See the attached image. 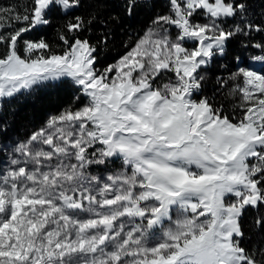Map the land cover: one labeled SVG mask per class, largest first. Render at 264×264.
<instances>
[{
	"label": "snow or ice",
	"instance_id": "snow-or-ice-1",
	"mask_svg": "<svg viewBox=\"0 0 264 264\" xmlns=\"http://www.w3.org/2000/svg\"><path fill=\"white\" fill-rule=\"evenodd\" d=\"M81 7H0V102L63 77L84 101L76 95L82 106L26 140L0 138V264H258L241 221L251 209L264 229V70L240 66L237 54L235 71L217 76L241 100L236 122L203 89L232 39L264 25L246 0H167L168 13L100 70L96 53L108 33L97 44L84 38L96 17L72 15ZM124 7L131 16L137 0ZM57 11L70 17L57 30L62 52L44 38L24 39ZM4 19L22 26L5 35ZM242 47L259 49L250 59L264 64V42ZM167 73L175 79L161 83ZM116 160L121 168L106 177L89 172Z\"/></svg>",
	"mask_w": 264,
	"mask_h": 264
},
{
	"label": "trees",
	"instance_id": "trees-1",
	"mask_svg": "<svg viewBox=\"0 0 264 264\" xmlns=\"http://www.w3.org/2000/svg\"><path fill=\"white\" fill-rule=\"evenodd\" d=\"M30 0H0V7L4 3L6 7L27 6ZM249 5V13L257 24L264 25V0H246ZM125 0H82V7L74 10L72 15H79L89 19L92 16L96 20L84 31L83 37L88 38L93 44L108 33L107 43L99 44L96 53L98 59L96 67L104 69L114 64L140 39L145 31L153 25L157 15L168 13L167 0H137V7L129 16L124 7ZM116 17V19H112ZM70 17L59 11L50 17L52 23L44 28H37L24 34V39L38 40L44 38L52 50L60 53L63 51L62 42L59 41L57 30ZM106 22L102 25L100 21ZM264 42V33H252L250 37L238 35L232 39L228 46L227 57H217L208 67V79L205 82L203 92L214 98L215 106L223 107L225 114L236 122L242 118L243 110L240 108L241 100L236 96L229 95L232 82L224 88H219L216 83L217 76L227 79L231 71H235V55H240L243 63L247 66L250 57L261 52L255 48H244L242 44H255ZM221 65H226L221 67ZM203 74V73H201ZM82 94L76 92V86L69 78H61L53 82H45L33 86L27 92L17 93L13 98L2 101L0 105V122L7 125V131L0 133V138L5 140L23 141L32 133L45 126L50 117L59 115L70 105L82 106L81 103L73 104L74 97ZM199 98V97H198ZM264 215V208L260 209ZM256 212L249 209L242 218V228L245 233L243 246L250 252L255 253L258 264H264V229H257L254 224Z\"/></svg>",
	"mask_w": 264,
	"mask_h": 264
},
{
	"label": "rangeland",
	"instance_id": "rangeland-1",
	"mask_svg": "<svg viewBox=\"0 0 264 264\" xmlns=\"http://www.w3.org/2000/svg\"><path fill=\"white\" fill-rule=\"evenodd\" d=\"M22 3L23 2H21V5H20V7H15V9H17V10H19V11H23V9H24V7L25 6H23L22 5ZM29 3H30V1H29ZM28 3V4H29ZM3 8H10V7H6L5 6V3H4V5H3ZM3 23H4V25L6 26V31H4V34L5 35H7L8 33H10V32H13V31H15L17 28H19V27H21L22 25L21 24H18V23H15V22H10V21H8L7 19H4L3 20ZM11 23V26L10 27H8V25ZM154 27V25H152L150 28H153ZM149 28V29H150ZM149 29H147V31L149 30ZM146 31V32H147ZM146 32H145V34H146ZM170 32H171V34H172V36H175L176 35V32H177V30L175 29V28H171L170 29ZM144 34V35H145ZM21 43H22V41H21ZM189 46H191V45H189ZM5 52V46L4 45H0V54H2V53H4ZM262 53L261 52H259V53H257L256 55H261ZM118 61V60H117ZM249 65H251L255 70H257V71H262V70H264V64H262L261 62H253L251 59H249V61H248V64H247V66H249ZM100 70H103V69H100ZM63 78H65V77H63ZM175 79V74L174 73H167L166 75H165V78H164V80L163 81H161V83H163V82H167L168 81V79ZM70 79V78H69ZM53 81H57V80H49V81H44V82H42V83H40V84H43V83H45V82H53ZM28 90H22V92H27ZM197 99H198V97H196ZM0 104H1V102H0ZM48 122V121H47ZM47 124V123H46ZM46 124H45V126H46ZM44 126V127H45ZM121 161H119V160H116L113 164H111L110 166H109V169L108 170H104L102 167H98V166H92L90 169H89V172L91 173V174H93V175H103V176H107L108 174H109V172L110 171H116V170H119L120 168H121Z\"/></svg>",
	"mask_w": 264,
	"mask_h": 264
},
{
	"label": "water",
	"instance_id": "water-1",
	"mask_svg": "<svg viewBox=\"0 0 264 264\" xmlns=\"http://www.w3.org/2000/svg\"><path fill=\"white\" fill-rule=\"evenodd\" d=\"M259 51V49H257Z\"/></svg>",
	"mask_w": 264,
	"mask_h": 264
}]
</instances>
